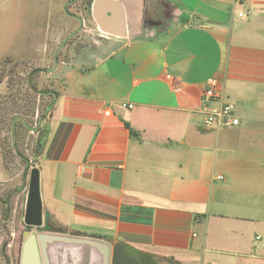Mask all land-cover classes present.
<instances>
[{
    "label": "crops",
    "instance_id": "0c3cea01",
    "mask_svg": "<svg viewBox=\"0 0 264 264\" xmlns=\"http://www.w3.org/2000/svg\"><path fill=\"white\" fill-rule=\"evenodd\" d=\"M116 1L125 37L93 19V47L54 54L62 89L35 163L43 209L55 228L106 242L110 264L121 248L148 264H264V0ZM68 18L54 21L60 35ZM212 78L221 99L205 103ZM226 102L239 124L206 127ZM46 250L48 264H101L89 246Z\"/></svg>",
    "mask_w": 264,
    "mask_h": 264
},
{
    "label": "rangeland",
    "instance_id": "374dc122",
    "mask_svg": "<svg viewBox=\"0 0 264 264\" xmlns=\"http://www.w3.org/2000/svg\"><path fill=\"white\" fill-rule=\"evenodd\" d=\"M89 1L69 7L62 0H0V264L20 263L37 141L55 90L62 89L55 80L54 54L60 50L58 64L75 60L101 34ZM61 14L73 25L68 35H60L54 22ZM78 14L83 22L70 21ZM39 23L42 35L35 33ZM49 34L54 40H47ZM40 46L46 51L40 53Z\"/></svg>",
    "mask_w": 264,
    "mask_h": 264
},
{
    "label": "water",
    "instance_id": "95a60500",
    "mask_svg": "<svg viewBox=\"0 0 264 264\" xmlns=\"http://www.w3.org/2000/svg\"><path fill=\"white\" fill-rule=\"evenodd\" d=\"M108 7H113L115 11L108 10L107 12ZM91 13L99 29L105 34L117 37L126 36L125 14L120 2L116 0H94ZM106 14L107 16L114 14L112 21L115 22L116 29L111 27L109 21L107 22ZM24 224V242L21 247L19 264H48L46 247L54 241L89 246L101 255V264H110V246L106 242L100 239L74 236L68 234L67 231L54 227L51 223L50 213L43 209L40 191V171L38 168H33L30 173ZM130 250L131 252L128 255L122 248L118 251L115 249L112 264H148V261L151 260L145 254Z\"/></svg>",
    "mask_w": 264,
    "mask_h": 264
},
{
    "label": "built area",
    "instance_id": "2783aa9c",
    "mask_svg": "<svg viewBox=\"0 0 264 264\" xmlns=\"http://www.w3.org/2000/svg\"><path fill=\"white\" fill-rule=\"evenodd\" d=\"M238 3L244 0H235ZM242 16V14H240ZM218 78H212L208 81L207 87L204 89L202 94V101L205 103H210L214 100L221 99V91L219 89ZM121 107L124 109H133V104L122 103ZM235 104L231 102H226L223 106L215 111H211L207 114L205 119V126L211 127L213 125L218 126H235L239 124V120L234 116ZM105 114H109L106 112Z\"/></svg>",
    "mask_w": 264,
    "mask_h": 264
},
{
    "label": "trees",
    "instance_id": "16d2710c",
    "mask_svg": "<svg viewBox=\"0 0 264 264\" xmlns=\"http://www.w3.org/2000/svg\"><path fill=\"white\" fill-rule=\"evenodd\" d=\"M92 3H93V0H90V1H89V4H88V7H89L88 9H89V11L91 10V5H92ZM53 105H54V102L51 103V105H50V109L53 107ZM132 133H133V135H135V136L137 135L136 132H134L133 130H132ZM38 146H39V145L37 144V147H38ZM38 154H39V148L36 149V157H37Z\"/></svg>",
    "mask_w": 264,
    "mask_h": 264
},
{
    "label": "flooded vegetation",
    "instance_id": "af4514ba",
    "mask_svg": "<svg viewBox=\"0 0 264 264\" xmlns=\"http://www.w3.org/2000/svg\"><path fill=\"white\" fill-rule=\"evenodd\" d=\"M33 230H35V229L33 228Z\"/></svg>",
    "mask_w": 264,
    "mask_h": 264
}]
</instances>
